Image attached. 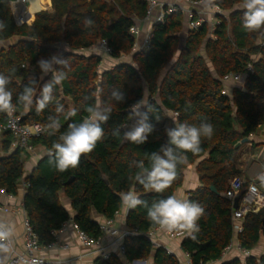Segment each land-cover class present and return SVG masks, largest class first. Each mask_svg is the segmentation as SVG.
Masks as SVG:
<instances>
[{
    "label": "trees",
    "instance_id": "16d2710c",
    "mask_svg": "<svg viewBox=\"0 0 264 264\" xmlns=\"http://www.w3.org/2000/svg\"><path fill=\"white\" fill-rule=\"evenodd\" d=\"M11 1L0 0V20L6 25L0 31V42L17 40L0 48V73L10 78L8 89L23 123H40L46 129L49 116L60 123L55 134L46 129L43 135L32 139V144L45 148L47 154L27 175L25 162L33 153L11 150L13 134L9 130L0 134V149L6 153H0V189L17 195L20 180L27 182L24 208L40 243L53 242L55 232L70 218L62 195L72 202L75 223L97 238L101 230L91 217L93 210L113 218L123 207L121 194L128 191L149 204L176 196L184 181V170L198 163L201 186L191 192L188 200L198 202L204 214L198 221L196 239L186 235L181 247L190 255L192 264L222 258L234 238V209L224 194L230 181L241 176L236 145L264 123V28L256 32L243 28V0H215L229 15L220 17L214 28L204 23L198 29H189L183 12L166 14L163 22L153 24L147 50L136 48L137 36L131 33V27L147 21L148 0H51L52 9L39 11L31 25L16 23ZM86 18L93 20V25L85 26ZM101 41L107 42L109 54L99 50ZM63 43L68 49L61 47ZM96 46L97 52H84ZM53 55L67 61V68L53 65L66 71L67 79L55 86L54 99L42 112L36 111L35 97L32 107L25 109L17 103V97L31 80L36 81L33 86L39 96L52 73H43L37 61L50 60ZM105 55L118 63L102 70ZM229 73H245L244 87L225 83L223 78ZM224 88L227 94L223 93ZM113 91L123 95L122 102L112 97ZM139 100L150 110L154 131L145 143L137 145L123 139V132L132 127L123 125L131 120L129 106ZM95 103L112 109L109 120L102 124L103 138L93 152L81 156L78 167L58 171L49 162L53 143L58 142L69 124L87 118L86 108ZM57 105H63L62 113L56 112ZM71 110L76 115L68 117ZM164 111L178 113L176 124L211 123L214 133L211 138L202 137L199 154L186 153L187 162L178 166L171 186L156 193L146 191L135 179L140 170L133 162L143 161L150 168V154L167 142L169 127L157 126ZM6 118V113H0L2 123ZM116 129L120 135L113 134ZM126 223L141 232L157 227L149 221L143 207L131 209ZM262 235L264 207L246 215L244 232L237 238L243 249L252 250ZM125 247L126 258L131 261L154 254V264H181L165 247L154 248L143 235L128 237ZM98 264L125 261L115 253L109 259H99ZM223 264H264V254L250 255L245 261L234 258Z\"/></svg>",
    "mask_w": 264,
    "mask_h": 264
},
{
    "label": "clouds",
    "instance_id": "9594fccd",
    "mask_svg": "<svg viewBox=\"0 0 264 264\" xmlns=\"http://www.w3.org/2000/svg\"><path fill=\"white\" fill-rule=\"evenodd\" d=\"M201 5L206 12L215 8V0H201ZM243 28L249 32H256L264 28V0H243ZM90 18L84 20L85 26L93 25ZM6 27L4 21L0 20V31ZM58 64L67 68L65 59H58L53 55L50 60L40 59L37 61L38 67L43 73H52L51 80L45 83L40 89L39 96L36 97V81L31 80L17 97V103L23 105L25 109H30L34 102L36 111L42 112L53 101V91L56 85H60L67 79V72L61 68H54ZM10 78L0 73V113L11 116L16 110L13 103V94L8 89ZM112 97L117 102H122L124 97L121 93L113 91ZM130 118L134 124L128 131L123 132V139L134 144H143L148 136L154 131L151 123L150 110L142 100L129 106ZM63 105H57L56 112L62 113ZM87 118L80 123H71L68 130L59 136L58 142L53 143L52 150L49 151V162L55 168L64 172L69 168L79 166L82 155L89 154L96 148L97 142L104 136L103 123L110 118L112 111L110 106L95 103L86 108ZM76 115L75 110L67 113L68 117ZM45 125L49 134H55L60 128L59 120L49 116ZM214 127L211 123L201 122L199 125L189 123H179L174 127L166 129L167 142L161 146L159 151L150 154V168H146L143 161L133 162L140 171L135 179L146 191L162 193L171 186L177 175L179 165L187 162L186 153L199 154L201 152L202 137L211 138ZM114 135H120V130L116 129ZM257 180L264 187V172L258 174ZM256 188L253 185L252 191ZM121 203L128 209L143 207L147 210L149 221L159 226L160 229L168 232L181 231L187 233L193 240L194 235L199 231L198 221L204 214V208L194 201L178 199L175 195L167 198L148 201L138 197L135 192L128 191L120 196ZM12 228L4 223H0V264H8L12 249Z\"/></svg>",
    "mask_w": 264,
    "mask_h": 264
},
{
    "label": "crops",
    "instance_id": "0c3cea01",
    "mask_svg": "<svg viewBox=\"0 0 264 264\" xmlns=\"http://www.w3.org/2000/svg\"><path fill=\"white\" fill-rule=\"evenodd\" d=\"M165 3H173L178 0H161ZM48 9H52V1L50 0L47 4ZM139 34L137 35V49L141 50L142 45L151 31L153 26V21H144L139 24ZM17 39H12L5 42H0V48L7 47L14 43ZM63 49H68L65 43L61 44ZM147 50V48H144ZM98 47H92L84 52L87 54L91 52H97ZM118 63L117 60L111 59L105 55L104 62L101 65L102 70L113 68ZM245 85V84H244ZM244 87V86H243ZM165 117H168L172 121V126L176 125V117L174 112L164 111ZM163 115V114H162ZM161 117V116H160ZM159 117V118H160ZM170 126L169 128H171ZM166 127H168L166 125ZM248 142H243L238 148L236 162L238 167L241 170V178L245 180L246 184L254 183L258 187L259 194V204L258 209L255 213H258L264 207V187L260 185L259 180H257L258 174L264 172V123L258 128V130L248 137ZM0 141H2V137L0 135ZM1 148V144H0ZM35 153L27 157L25 162V175L31 172L37 165L38 162L47 154V151L43 147H37ZM39 152V153H38ZM0 153L6 154L4 151L0 149ZM197 164L188 165V167L184 170V181L183 184L177 189L176 197L178 199H189L191 192L195 191L201 186L200 177L197 172ZM24 180V179H22ZM22 180L19 183V193L17 195H12L9 193L0 192V223H4L9 225L13 230L12 237V245L13 251L11 253V257L14 254H21L24 252V231H25V222H24V195L26 193V188L23 185ZM225 196V194H224ZM230 200V199H229ZM232 202V201H231ZM62 203L65 208L68 210L70 214V218L63 224L62 228L55 232V240L59 241L60 245L66 244L68 248L63 247H55L52 250L43 249L40 252V255L46 259L52 261H58L57 264H98V260L102 259L101 256L95 252L94 250L83 246L81 240L77 235V230L75 228L74 215L75 211L72 206V202L70 199L62 195ZM232 206L234 209V204L232 202ZM131 209H128L123 205L122 209L118 211L119 213L115 214L114 220L119 228H129L126 223V218L128 212ZM91 217L94 221L101 223L103 222L104 216L97 213L95 210L92 211ZM233 221V217H232ZM245 225V220H244ZM234 231V229H233ZM187 234L181 235L177 238H171L167 236L165 233L161 234L160 240L162 244L169 252L173 253L180 261L181 264H191L192 259L190 255L185 252L181 243L184 237ZM233 249L227 253L224 257L209 261L206 264H223L226 261L232 260L234 258H240L242 261H245L246 258L250 255L261 257L264 254V235L260 237L258 244L252 250H245L241 247L239 249V241L236 237L235 231L233 236ZM104 243H111L112 238L110 236L105 235L103 237ZM113 246V245H112ZM241 246V245H240ZM118 244H114L111 248L113 254H118L121 258L124 259L125 264H154V254L147 258H142L138 260H129L126 258V254H122L117 249ZM156 248V247H154Z\"/></svg>",
    "mask_w": 264,
    "mask_h": 264
},
{
    "label": "built area",
    "instance_id": "2783aa9c",
    "mask_svg": "<svg viewBox=\"0 0 264 264\" xmlns=\"http://www.w3.org/2000/svg\"><path fill=\"white\" fill-rule=\"evenodd\" d=\"M33 0H12L11 7L12 12L15 18V21L18 25H31L35 20L36 11L34 14L31 11ZM215 8L206 12L200 1L193 0H178L173 3H165L161 0H148V14L145 20L153 21L154 23L163 22L166 14H170L173 12L181 11L187 15L188 21L187 26L189 29H198L204 23H208L211 28H214L217 24L220 23V17H228L227 12L217 3H215ZM34 20H33V19ZM212 20V21H211ZM216 20V21H215ZM140 31L139 25L131 27V33L134 35H138ZM152 30L148 33L143 45L142 49L149 48L150 42L152 39ZM138 44H136V48ZM99 50L105 54H109L111 49L108 46L106 41H101L99 45ZM252 69V67H249ZM246 81L245 73H229L225 75L223 81L225 83H233L235 85H240L242 82ZM224 94H227V90L224 88ZM178 115V113H175ZM6 121L2 123L0 121V134L4 130H9L14 139L11 143V150L22 149L25 151H29L31 153L36 152L37 147L32 144V139L35 137H39L46 132L44 126L40 123H23L22 122V114L18 113L17 110L9 116L7 115ZM134 121L132 119L125 123L124 128H130L133 125ZM23 185L25 187L28 186L25 180H22ZM255 186L256 190L252 191V186ZM0 192L6 193L5 190L0 189ZM225 196L230 199L233 204L236 197L240 198L239 208H234L233 213V229L235 231L236 237L244 232L245 225L244 220L246 215L249 212H256L259 204V194L258 187L256 184L251 183L246 185V182L241 177H235L230 181L229 187L225 192ZM12 197V195H11ZM0 209H3L0 207ZM119 212H117L118 214ZM24 214V222H25V231H24V252L21 254H14L8 260V264H57L58 261H52L46 259L40 255V252L43 249L52 250L55 247H63L68 248V245L63 244L60 245L59 241L54 240L50 244L43 245L40 243L38 235L35 233L25 209H23ZM99 227L101 230V235L97 238L89 235L85 230L81 229L76 223L75 228L77 230V235L81 240L83 246L88 247L95 252H97L102 259H109L113 254L111 248L114 244H118V251L122 254L126 253L125 247V239L131 236H145L147 237L153 247H163L161 240L159 239L161 234L165 233L167 236L171 238H177L181 235H184V232L181 231H173L168 232L166 230H162L159 226L154 227L147 232H141L136 229L130 228H119L113 218H104L103 222L99 223ZM107 235L112 238L111 243H104L103 237ZM113 245V246H112ZM233 242H231L224 250L223 257L229 253L233 249ZM13 248V245H12ZM239 249L241 250V246L239 245ZM171 253V252H170ZM173 254V253H172ZM192 264V262H191Z\"/></svg>",
    "mask_w": 264,
    "mask_h": 264
},
{
    "label": "rangeland",
    "instance_id": "374dc122",
    "mask_svg": "<svg viewBox=\"0 0 264 264\" xmlns=\"http://www.w3.org/2000/svg\"><path fill=\"white\" fill-rule=\"evenodd\" d=\"M48 9V6L46 5L45 6V8H43V9H40V10H47ZM227 15H229V13L227 12ZM34 20V19H33ZM212 21V20H211ZM216 21V20H215ZM245 82L246 81H244L243 80V82L240 84V86L241 87H243L244 86V84H245ZM147 96V98H148V95H146ZM164 113L165 112H163V115H161V117L158 119V121H157V126L159 127V128H164V127H166V125L168 126V127H170V126H172V121H171V119L170 118H168V117H165V115H164ZM173 127V126H172ZM36 151H38V150H36ZM35 153V152H34ZM39 153V152H38Z\"/></svg>",
    "mask_w": 264,
    "mask_h": 264
},
{
    "label": "bare ground",
    "instance_id": "6f19581e",
    "mask_svg": "<svg viewBox=\"0 0 264 264\" xmlns=\"http://www.w3.org/2000/svg\"><path fill=\"white\" fill-rule=\"evenodd\" d=\"M49 1L50 0H33L31 7L32 13L34 14L36 11L45 8Z\"/></svg>",
    "mask_w": 264,
    "mask_h": 264
},
{
    "label": "water",
    "instance_id": "95a60500",
    "mask_svg": "<svg viewBox=\"0 0 264 264\" xmlns=\"http://www.w3.org/2000/svg\"><path fill=\"white\" fill-rule=\"evenodd\" d=\"M39 11H41V10H39ZM39 11H38V12H39ZM38 12H37V13H38ZM35 16H36V15H35ZM248 140H249L248 138L243 139L241 142H239V143L236 145V147H239L243 142H248ZM104 178H105L106 182L109 183L107 177H104ZM211 190L217 193V189H216L214 186H211ZM239 201H240V198H239V197H236V199L234 200V208H235V209H238V208H239Z\"/></svg>",
    "mask_w": 264,
    "mask_h": 264
}]
</instances>
